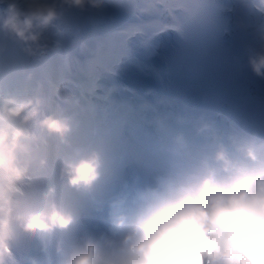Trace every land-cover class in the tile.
Masks as SVG:
<instances>
[{"label":"clouds","instance_id":"obj_1","mask_svg":"<svg viewBox=\"0 0 264 264\" xmlns=\"http://www.w3.org/2000/svg\"><path fill=\"white\" fill-rule=\"evenodd\" d=\"M106 3L0 0V264H264V130L157 121L126 178L111 122L51 78L69 13ZM256 31L246 64L264 80Z\"/></svg>","mask_w":264,"mask_h":264},{"label":"snow or ice","instance_id":"obj_2","mask_svg":"<svg viewBox=\"0 0 264 264\" xmlns=\"http://www.w3.org/2000/svg\"><path fill=\"white\" fill-rule=\"evenodd\" d=\"M182 3H183V2H182ZM182 3H180V4L178 5V7H180V6L182 5ZM129 6H131V7H137L138 4H137L136 0H133V2L129 3Z\"/></svg>","mask_w":264,"mask_h":264}]
</instances>
